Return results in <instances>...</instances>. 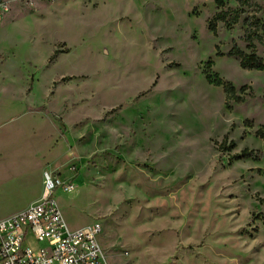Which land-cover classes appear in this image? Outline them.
I'll list each match as a JSON object with an SVG mask.
<instances>
[{
	"label": "rangeland",
	"instance_id": "374dc122",
	"mask_svg": "<svg viewBox=\"0 0 264 264\" xmlns=\"http://www.w3.org/2000/svg\"><path fill=\"white\" fill-rule=\"evenodd\" d=\"M239 5L214 36V0L15 2L0 86L10 72L36 102L5 125L22 139L0 140V217L40 200L51 172L73 186L53 193L68 229L98 223L107 264H264V73L225 55L264 56V0ZM244 149L257 159L234 160Z\"/></svg>",
	"mask_w": 264,
	"mask_h": 264
},
{
	"label": "built area",
	"instance_id": "2783aa9c",
	"mask_svg": "<svg viewBox=\"0 0 264 264\" xmlns=\"http://www.w3.org/2000/svg\"><path fill=\"white\" fill-rule=\"evenodd\" d=\"M22 1L29 0H0V22L13 3ZM42 185L39 201L0 219V264H107L98 242L101 226L69 230L53 200L56 189L70 192L73 186L51 172L43 173Z\"/></svg>",
	"mask_w": 264,
	"mask_h": 264
},
{
	"label": "trees",
	"instance_id": "16d2710c",
	"mask_svg": "<svg viewBox=\"0 0 264 264\" xmlns=\"http://www.w3.org/2000/svg\"><path fill=\"white\" fill-rule=\"evenodd\" d=\"M237 3H239V7L248 4L249 0H235ZM216 9L218 12H216L213 17L208 21L207 29L212 33V35L217 34V25L219 23H222L224 26H226L228 29L232 28L235 24H237L239 17H240V11L239 9H229L226 8V0H214ZM255 30H261L262 34H264V24L256 23ZM255 30L252 32L248 31L244 35V42L246 43V48L250 49L251 42L257 38L260 39V35H258ZM216 56H222L223 54L218 51V46H216ZM227 57H231L235 59L239 67L241 69L245 70H254L264 73V56L260 57L258 56L252 49H250L248 52L243 51L238 46H236L234 43L230 47L229 51L225 54ZM212 65V61L209 60L207 62V70L210 69ZM206 81L215 86L221 88L223 94L225 95V100L227 103L234 101L239 102L243 100V96L239 95L240 93H243L244 87L241 88L239 91L236 90V88L233 86L232 83L229 81H226L222 78H220L216 74H211L206 72L205 75ZM264 96V94H263ZM231 109V106H228V110ZM256 136L260 138H264V132L261 128H259L256 131ZM224 143H225V137L220 145L221 149H224ZM255 151L244 149L239 154L233 156V159L243 160V159H257L258 155L255 154Z\"/></svg>",
	"mask_w": 264,
	"mask_h": 264
},
{
	"label": "crops",
	"instance_id": "0c3cea01",
	"mask_svg": "<svg viewBox=\"0 0 264 264\" xmlns=\"http://www.w3.org/2000/svg\"><path fill=\"white\" fill-rule=\"evenodd\" d=\"M13 5L14 3L11 5V8L13 7ZM11 8H10V11H11ZM9 74L11 75V78H9L8 81H6V83L8 82V84L0 86V140L1 141L2 140L4 141L7 138L18 139V140L22 139V133L16 130H13V131L7 130L5 129L6 127L5 125L12 118H17L20 114H23L25 112V109H28L29 105L33 106L34 102H36L32 100L30 97L29 98L26 97V94L24 93L22 87L20 86L19 79L14 78L12 73L9 72ZM48 81H49V78H48ZM37 151L38 149L32 151L30 155L35 154ZM41 181H42V177H41ZM18 212L0 217V219L12 216Z\"/></svg>",
	"mask_w": 264,
	"mask_h": 264
},
{
	"label": "bare ground",
	"instance_id": "6f19581e",
	"mask_svg": "<svg viewBox=\"0 0 264 264\" xmlns=\"http://www.w3.org/2000/svg\"><path fill=\"white\" fill-rule=\"evenodd\" d=\"M71 192V191H70Z\"/></svg>",
	"mask_w": 264,
	"mask_h": 264
}]
</instances>
